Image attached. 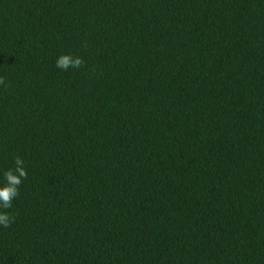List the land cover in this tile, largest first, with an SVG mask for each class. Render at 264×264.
I'll return each mask as SVG.
<instances>
[{
    "label": "trees",
    "instance_id": "16d2710c",
    "mask_svg": "<svg viewBox=\"0 0 264 264\" xmlns=\"http://www.w3.org/2000/svg\"><path fill=\"white\" fill-rule=\"evenodd\" d=\"M15 156L0 264H264V0H0Z\"/></svg>",
    "mask_w": 264,
    "mask_h": 264
},
{
    "label": "clouds",
    "instance_id": "9594fccd",
    "mask_svg": "<svg viewBox=\"0 0 264 264\" xmlns=\"http://www.w3.org/2000/svg\"><path fill=\"white\" fill-rule=\"evenodd\" d=\"M83 64L79 56L61 54L55 60V66L66 71L69 68L77 69ZM24 162L19 156L14 157V168L3 171L0 179V226L7 228L13 221L8 211L12 200L18 196V188L23 178L27 176L23 166Z\"/></svg>",
    "mask_w": 264,
    "mask_h": 264
}]
</instances>
